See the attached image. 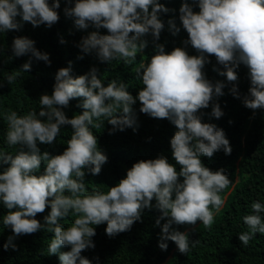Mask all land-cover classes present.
<instances>
[{"label":"clouds","instance_id":"clouds-1","mask_svg":"<svg viewBox=\"0 0 264 264\" xmlns=\"http://www.w3.org/2000/svg\"><path fill=\"white\" fill-rule=\"evenodd\" d=\"M197 3L199 12H194L187 2L179 12L188 34L184 43H190L200 55L189 56L180 47L166 53L162 44H156V54L150 62H142L136 68L137 80L143 85L136 98L123 82L112 80L105 87L95 68L76 78L70 76V67L60 68L52 94L39 98L38 113L4 114L8 126L5 142L9 147L19 146L15 155L0 151V164L9 165L0 172V200L9 209L3 225L11 228L14 236L45 228L54 233L47 249L49 254L57 253L61 246L70 247V251L60 254L61 264H91L81 252L95 247L91 238L96 232L92 225L106 223V234L115 237L130 230L141 219L142 211L153 207V199L154 207L161 212L156 224L167 219L162 226L161 241L175 242L181 254L188 253L189 239L184 232H170L172 225H195L202 221L205 228L212 226L213 209L219 211L224 203L219 193L231 180L223 169L213 172L205 167L200 158H210L221 149L230 155L232 149L223 130L202 123L197 115L200 109L209 106L213 96L223 95V83L213 85L205 78L202 71L208 62L205 54L214 55L224 66L225 71L219 74L229 82L237 81L235 69L240 64L247 66L251 86L244 105L252 110L264 108V0H197ZM59 7L60 0H53L51 6L47 0H0V32L19 29L17 16L34 27L41 24L51 27L59 20L55 10ZM167 11L158 0H75L74 7L65 9V15L73 17L79 29L92 24L107 30V35L92 32L83 38L80 48L84 53L95 52L102 62L122 61L131 65L147 46L142 37L151 33L155 40L159 39L164 24L157 14ZM168 23L174 35L180 31L172 20ZM12 52L16 57L30 53L31 57L50 64L49 55L37 50L34 41L26 37L14 38ZM30 68L31 58L22 71ZM18 75H7L8 84ZM231 91L235 94V87ZM74 98H83L80 106L84 111L68 118L62 109ZM137 99L142 113L167 119L178 129L170 146L179 172L165 157L141 160L106 193H86L84 170L98 175L107 162L90 128L100 129L103 120L120 131L133 127L136 118L132 105ZM118 112L122 115L117 116ZM212 115L217 119L223 115L219 104L213 106ZM64 125H70L73 132L63 153L41 154L37 141L51 145ZM42 162L43 174H34ZM49 206L51 210L42 225L35 217ZM251 209L255 214L243 217L250 232L239 234L245 246L252 235L264 234L260 216L264 205L256 201ZM69 215L76 218L69 227H61L58 220ZM12 239L8 238L5 249ZM158 246L167 249L166 243L160 242Z\"/></svg>","mask_w":264,"mask_h":264},{"label":"trees","instance_id":"trees-1","mask_svg":"<svg viewBox=\"0 0 264 264\" xmlns=\"http://www.w3.org/2000/svg\"><path fill=\"white\" fill-rule=\"evenodd\" d=\"M49 6L53 0H47ZM168 11L159 12L158 19L164 24L158 40L151 33L141 39L147 41L146 48L137 54L136 61L125 65L122 61L102 62L95 52L84 53L80 48L83 38L92 32L107 35L103 28H95L92 24L86 29H79L74 24V18L65 15L66 8L74 7L75 0H60V7L55 9L59 15L57 23L51 27L41 24L34 27L29 22H23L21 17L16 20L21 25L17 30L0 32V151L15 155L19 146L9 147L5 142L7 121L4 114L10 111L18 115L29 112H39V98L43 94L51 95L55 84V75L60 68L70 67V76L76 78L89 73L93 68L97 70V77L106 87L112 80L123 82L126 90L136 98L143 85L136 77V68L142 62H150L156 54L155 45L162 44L166 53L174 48L184 49L189 56L200 55L191 44H185L188 39L186 30L180 20L179 9L187 2L194 12H199L197 0H158ZM151 11V8L149 9ZM169 20L180 29L175 35L169 25ZM26 37L34 41V47L49 55L50 64L26 54L16 57L12 52L14 38ZM63 41V42H62ZM208 62L202 69L205 78L213 85L223 83V95L213 96L207 108L200 109L197 115L202 123H209L223 130L231 146V154L226 155L221 149L212 157L202 156L200 159L205 167L213 172L223 169L231 183L219 193L224 203L219 211H214V221L210 228H205L202 221L195 225H172L170 232L180 231L187 234L189 251L181 254L177 245L171 240L161 241L162 226L167 219L156 224L161 216L157 210L155 199L153 207L146 208L141 213V219L134 222L131 229L109 237L106 232V223L92 225L96 235L92 237L94 248L81 252L91 264H264V234L252 235L247 246L239 240V234L250 232L243 222V217L252 212L253 202L264 205V108L252 110L244 105V98L249 95V70L244 64L236 69L237 81L229 82L226 76L219 73L225 71L214 55L205 54ZM82 57V58H80ZM31 58L30 71H22V66ZM19 73L17 79L9 85L6 76ZM235 87V94L231 91ZM83 98L70 100L67 108L62 111L68 118L82 114L80 106ZM219 104L223 115L216 118L212 115L213 106ZM141 103L137 99L132 105L136 124L133 127L120 131L114 128L107 120H103L100 129L90 128L97 138L98 150L106 157L107 162L102 165L98 175L91 174L85 169L86 193L91 191L107 192L110 187L116 186L126 177L134 163L141 160H151L165 157L175 166L177 172L180 166L176 164L172 155L170 140L178 131L176 126L167 119L152 118L140 111ZM117 116L122 113H117ZM46 120V118H40ZM103 119V118H101ZM73 129L70 125L61 126L60 133L51 144L37 146L41 154H62L67 147L66 141L71 138ZM26 150V149H25ZM9 165L0 164V172ZM45 165L36 175L44 172ZM182 177L180 180L182 181ZM17 209H13L15 211ZM50 206L44 213L35 217L44 225V217L50 212ZM9 212L3 201L0 200V264H61L59 256L70 251V247L61 246L57 253L49 254L48 245L54 233L41 228L29 235L14 236L11 228L3 225V217ZM264 223V212L260 213ZM75 216L60 218L58 223L67 228L74 221ZM12 236V243L7 249L4 245ZM160 242L167 244L166 250L158 246ZM194 244V246H193ZM12 245H15L13 248ZM78 264V262H77Z\"/></svg>","mask_w":264,"mask_h":264}]
</instances>
